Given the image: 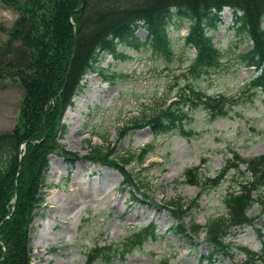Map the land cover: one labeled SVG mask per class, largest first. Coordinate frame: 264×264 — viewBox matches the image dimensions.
Returning <instances> with one entry per match:
<instances>
[{"label":"trees","instance_id":"16d2710c","mask_svg":"<svg viewBox=\"0 0 264 264\" xmlns=\"http://www.w3.org/2000/svg\"><path fill=\"white\" fill-rule=\"evenodd\" d=\"M2 1L15 7L19 16L12 28L5 30L7 39L0 47V56L5 59L0 65V79L10 75L23 89L24 98L21 126L0 133V264H30L28 233L35 211L44 203L48 157L59 155L69 164L77 160L60 144L66 132L61 123L63 114L82 90L84 76L100 71L97 65L103 54L113 59L126 57L127 51L119 52V48L138 42L139 30L146 34L145 41L139 44L169 57L172 53L169 28L176 30L186 23L187 35L182 40L185 48L194 54L188 69L198 78L218 68L226 58L215 47L213 38L222 23V12L229 9L234 19L235 47L238 49L246 39L251 42L244 52L235 49L237 66L253 68L257 73L240 89V100L251 102L257 93L264 94V0ZM174 88L175 95L166 96L168 104L165 100L163 105L143 106L123 127L119 138L142 128H150L154 136L170 134L174 128H182L187 110L201 111L213 120L226 118L238 104L229 96H212L192 85L180 87L176 83ZM152 150L147 145L137 152L121 155L114 149L96 147L86 158L91 165L118 172L123 180L120 190L128 189L129 199L138 202L149 199L147 189L139 174L125 168L143 166ZM230 152L218 177L209 179L197 168L188 169L183 175L184 182L190 186L212 189L229 179V188L222 196L225 217L209 219L203 226L193 221L185 226L182 219L197 206L196 199L192 202L178 199L166 205L174 219L173 233L188 240L204 233L210 248L203 258L208 260L218 252L230 256L232 243L226 244L225 240L235 230L253 226L256 218L246 215L250 207L260 209L258 218L264 215V156L242 159ZM14 198L17 201L12 211L9 203ZM154 233L155 226L151 223L119 244H96L86 264H109L116 258L123 259L131 249L154 239ZM238 250L245 256L242 264H264V243L257 253L246 247Z\"/></svg>","mask_w":264,"mask_h":264},{"label":"rangeland","instance_id":"374dc122","mask_svg":"<svg viewBox=\"0 0 264 264\" xmlns=\"http://www.w3.org/2000/svg\"><path fill=\"white\" fill-rule=\"evenodd\" d=\"M18 16L15 7L0 0V47L7 39L5 30L12 28ZM221 17L213 43L226 58L218 68L198 78L188 69L194 54L182 40L187 35L186 23L176 30L169 28V57L139 44L146 38L139 30L138 42L119 48V52L127 51L126 57L113 59L103 54L97 65L100 71L84 76L82 90L73 97L61 121L66 132L60 144L77 160L69 164L59 155L48 157L44 203L35 211L28 233L30 264H86L94 245L119 244L151 223L155 226L154 239L145 240L123 259L116 258L109 264H242L245 256L238 248L260 251L264 215L258 218L257 206L246 212L249 218H256L253 226L235 230L225 240L232 243L230 256L218 252L211 260L203 258L210 248L204 233L191 240L173 233L174 219L166 207L178 199H196L197 206L182 219L185 226L191 221L203 226L209 219L225 217L222 196L230 180L225 179L214 189L190 186L184 182V172L197 168L212 179L219 176L230 151L242 159L264 156V94L257 93L251 102L240 100V89L257 73L253 68L237 66L234 19L229 9ZM250 45L246 39L237 50L244 52ZM4 60L0 56V65ZM176 83L180 87L192 85L212 96H229L238 104L226 118L213 120L201 111L187 110L182 128H174L170 134L154 136L150 128H142L119 138L120 131L143 106L163 105L169 93L175 95ZM23 98V89L10 75L0 79V133L12 132L19 124ZM147 145L153 150L143 166L125 168L139 174L145 184L149 199L141 202H132L128 189L120 190L123 180L118 172L91 165L86 158L96 147L125 155ZM16 201L14 198L9 203L12 211Z\"/></svg>","mask_w":264,"mask_h":264},{"label":"water","instance_id":"95a60500","mask_svg":"<svg viewBox=\"0 0 264 264\" xmlns=\"http://www.w3.org/2000/svg\"><path fill=\"white\" fill-rule=\"evenodd\" d=\"M22 155V154H21ZM15 203V202H14ZM3 259V257L1 258V260Z\"/></svg>","mask_w":264,"mask_h":264}]
</instances>
